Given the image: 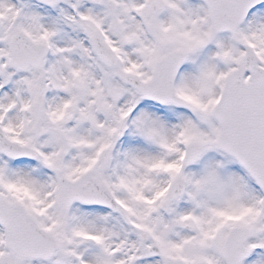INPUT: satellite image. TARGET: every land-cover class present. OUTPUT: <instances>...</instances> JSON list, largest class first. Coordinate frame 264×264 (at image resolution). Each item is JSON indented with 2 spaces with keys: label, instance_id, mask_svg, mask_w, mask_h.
Instances as JSON below:
<instances>
[{
  "label": "snow or ice",
  "instance_id": "6c2138e0",
  "mask_svg": "<svg viewBox=\"0 0 264 264\" xmlns=\"http://www.w3.org/2000/svg\"><path fill=\"white\" fill-rule=\"evenodd\" d=\"M0 264H264V0H0Z\"/></svg>",
  "mask_w": 264,
  "mask_h": 264
}]
</instances>
